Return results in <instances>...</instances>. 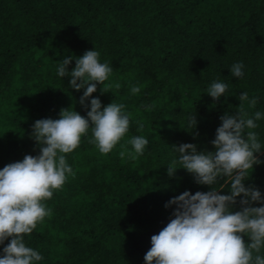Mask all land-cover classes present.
<instances>
[{"label":"trees","instance_id":"1","mask_svg":"<svg viewBox=\"0 0 264 264\" xmlns=\"http://www.w3.org/2000/svg\"><path fill=\"white\" fill-rule=\"evenodd\" d=\"M91 49L113 67L105 82L111 91L101 94L98 85L92 95L102 106L124 104L129 131L104 155L88 142L89 129L65 154L75 176L44 202L51 215L24 236L43 256L37 264H145L151 236L175 207L166 202L186 190H209L178 164L168 174L178 159L172 146L213 151L219 117L235 113L242 92L259 98L251 112L264 113V0H0V169L38 154L30 135L37 119L59 118L69 107L86 116L83 89H72L57 67L72 56L70 71ZM237 62L244 64L241 78L230 72ZM215 80L229 88L214 102L207 88ZM190 115L198 121L193 130ZM257 123L264 145V118ZM136 135L149 141L143 155L122 159L120 145ZM225 180L215 185L221 194L229 191ZM244 183L264 196V163Z\"/></svg>","mask_w":264,"mask_h":264},{"label":"clouds","instance_id":"2","mask_svg":"<svg viewBox=\"0 0 264 264\" xmlns=\"http://www.w3.org/2000/svg\"><path fill=\"white\" fill-rule=\"evenodd\" d=\"M73 57L66 56L57 67V74L70 77V87L83 89L79 98L86 116L69 108H62L59 118L37 119L32 127L31 138L39 149L37 155L26 154L21 161L11 162L0 169V264H37L43 256L26 246L24 236L30 235L51 209L45 201L53 192L62 189L67 179L75 176L66 155L77 149L81 138L91 129L88 142L101 154L107 155L121 142L129 131L131 114L122 103L102 106L99 97H93L97 86L101 94L112 89L106 85L113 67L100 62V52L86 50L75 58V66L69 71ZM243 62L234 63L230 72L233 77L244 75ZM116 89L120 83L114 85ZM229 85L215 80L207 88V94L215 101L225 96ZM140 87L132 85V94ZM234 114L220 116L213 151L198 150L195 143L172 146L178 159L167 169L174 174L177 167L193 175L198 185L208 186V191H184L173 196L165 208H172L169 222L158 234L151 236V247L144 255L145 264H264V196L254 186H245L253 166L264 163L257 121L264 118L255 109L259 98L242 92ZM153 105H146L151 110ZM195 115L188 117V128L197 126ZM138 131L143 124L137 121ZM194 135H198L195 133ZM149 141L136 135L121 144L120 157L136 160L143 155ZM131 146V150L128 149ZM251 170V171H250ZM226 178V180H225ZM225 180L228 194H221L215 185ZM239 197V200L237 199ZM239 210H233L236 205ZM259 204L260 206H254ZM247 237V239H245ZM8 243L5 244V242Z\"/></svg>","mask_w":264,"mask_h":264}]
</instances>
